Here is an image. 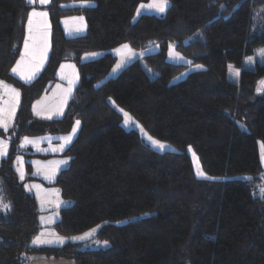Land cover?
<instances>
[{"label": "trees", "instance_id": "trees-1", "mask_svg": "<svg viewBox=\"0 0 264 264\" xmlns=\"http://www.w3.org/2000/svg\"><path fill=\"white\" fill-rule=\"evenodd\" d=\"M68 1L46 6L49 53L25 83L11 66L32 5L0 0V80L20 93L13 127L0 130L10 142L0 159V202L9 205L0 207V264H24L30 256L74 264H264V162L257 145L264 150V62L245 63L264 48V0H169L163 14L134 20L145 0ZM76 12L85 32L65 36L60 17ZM123 43L143 53L113 78H105L115 58L110 52L80 60ZM152 44L159 50L146 53ZM169 44L202 68L171 82L184 65L165 59ZM63 61H73L78 75L65 111L36 118L31 104L55 82ZM109 99L176 150H154L124 128ZM75 119L79 129L63 152L69 162L54 182L71 203L53 227L63 236L97 228L88 240L33 246L37 210L14 169L17 144L23 136L65 133ZM187 146L218 179L195 176Z\"/></svg>", "mask_w": 264, "mask_h": 264}, {"label": "rangeland", "instance_id": "rangeland-1", "mask_svg": "<svg viewBox=\"0 0 264 264\" xmlns=\"http://www.w3.org/2000/svg\"><path fill=\"white\" fill-rule=\"evenodd\" d=\"M154 2H155V0H145L143 2H140L133 12L132 19L133 20L136 19L141 14H154V15L163 14V13L156 11L154 8L147 7L148 5L153 4ZM83 3H84V1H82V0H69L67 2L68 5H76L77 4V6H80V4H83ZM141 5H145V7L141 8ZM32 7H33V5H32ZM32 7L30 9H32ZM41 8H42V6H41ZM138 10H139V13H138ZM79 17L84 18L83 14L81 12H76L73 14H69V15H65V16L60 17L59 22H62L64 20V18H69L70 23L72 24V22H75V24H76V26H78V28H81L82 24H83L84 25V31L83 32H76L74 34H73V31L68 32L72 35H80V34H83L85 32V19H83V22H81L78 19ZM48 19H49V17H48ZM39 20L42 23L43 20L41 18H39ZM41 23L39 24L40 25L39 32H41V29L43 27V24H41ZM258 24H259V21H257V26H258ZM61 27H62V25H61ZM62 30H63V33L65 35H68L66 31H69V28L67 26H65L66 31L64 29H62ZM123 45H128L129 48L131 49L132 54L130 56H127L126 58H124V62L121 64V66L119 68H117L116 65L121 63V59H122L121 52H118L117 50L121 49ZM152 46H155V47L153 48ZM262 49H264V48L256 49L253 52V55L250 56L253 58L252 61H249L247 58L245 63L248 66H251L254 61L264 62V56H262L260 54ZM157 50H159V46L157 44H152V45H149L145 51H146V53H152L153 51H157ZM107 51L110 52L115 58H114V62L111 65L108 73L106 74L105 78L115 77L124 65L131 62L135 57H137L139 55V53H141V51L139 49H136L127 43H123V44L117 45V46L112 47V48L107 49V50H95V51H90V52L84 53L80 57V60L86 61L85 59H89V58L85 57L88 54H91L90 59H94V58L100 56L101 54H103ZM123 51L126 52V50H123ZM170 53H172V54H170ZM165 59L171 63H178V64L184 65V68L170 80L171 82H176L180 79H183L189 72L202 68V66L200 64L191 63L190 58L187 55L177 51L172 44L167 45L165 48ZM71 62L74 63L73 61H71ZM197 66H200V67H197ZM72 76H73V74H71V77ZM76 76H77V72H76ZM59 77H61L60 79L62 81H65V87H62V88L67 90L66 95H68V98H69L72 91H73V87H74V86H71V77L69 76V74H67V75L63 74V76H59ZM69 89H71L70 92L68 91ZM61 95L63 97V95H65V93L62 92ZM44 96L45 95H43V93L39 96L40 98H43V99H41V101H39V102H41V107L39 109L37 108V112H39L40 115H42L43 117H45L46 115H49V114H47L48 109L45 107L46 103H44V101H43L44 98H48V97L54 98L55 94L53 93L51 95H47L48 97H44ZM7 99L8 98H4L0 93V108H5L7 110V108L11 107V101H8ZM109 100H110L111 104L114 105L116 107V109L120 112L121 119H122L121 124L124 128L134 130L139 135V137L141 139H143V141L146 142L154 150H157L160 152L175 151L176 150L175 146H173L169 142L160 140V139L150 135L143 128V126L134 117H132L127 111H125L122 108H119L117 105H115L112 99H109ZM121 110H123V111H121ZM125 113L128 114L127 117L125 116ZM129 117L131 118L130 122L128 124H125V120L128 119ZM77 121H79V120L75 119L73 124L71 125L69 131H67L65 133L50 132V133H45V134L39 133V134H33V135L26 136L27 138H31L29 140L33 141L32 145L34 146V148H32L31 150L26 152L27 154H23L22 150L20 149V147L22 146L21 141H19V143L17 144V147H19V149H20V153L15 157L14 168H15V171L17 172L18 176L21 177V171L23 172V176L25 173H28L29 176L31 175V177H28V178L31 179L30 180L32 182L31 184H33L34 186L40 185L41 183L39 181L33 182V178H32L33 176H35V177L38 176V177H40L39 179H46V180L48 179L50 181L53 180L52 182L47 183V186H49V188L45 187V189H43V188L39 187V189L37 190L39 195L36 196L38 203H39V209H42V208L48 209L46 217H44L45 220L43 222L46 224L52 223L54 221L53 216H55L57 214V212L60 210L61 207L63 208L65 206H68L71 203V200L62 197L57 185L54 183L56 181V178L58 175L57 173H59L61 171V169L66 167V166H63L60 169L57 168V166L59 165V163H57V162H59V160L66 159V162L68 163L69 157L63 153L64 151L60 155H54V154H49V153H53L54 150L59 149V147L62 144H64V140L62 139L63 137H68L69 135H73V137L76 136L77 131L79 129V126H77V124H76ZM74 128L76 129L75 133H73ZM149 136L152 137L154 140L160 141L162 144L165 145V147L159 148V147L153 145L151 143V141L148 139ZM51 137H53V139H56V141L55 142H49V138H51ZM43 142H46V143L42 144ZM257 145H258L259 158H260L261 162L263 163L264 162V150H263V146H262L261 141H258ZM36 150H40V151L35 152ZM186 152L189 156L190 163H191L193 172H194L196 177L201 178V179H218V177L208 175L205 171H203V169L201 168L199 159H198L197 155L195 154V152L191 146L186 147ZM23 155H26L28 159L23 160ZM55 156H59V157H55ZM18 157L20 158L19 160L17 159ZM27 166L29 168H27ZM200 173H203V175H201ZM57 191H58V193H57ZM40 195L42 196V198ZM0 205H2L1 202H0ZM0 207H2V206H0ZM41 215H43V214H41ZM96 228L97 227H92V228H89L83 232L73 234V235H68V239H69V241L88 240L94 234L95 231H93V230H96ZM86 233H91V235L86 236L85 235ZM76 237H84V238L83 239H75ZM94 245L95 246H97V245L103 246L105 244L103 242H94Z\"/></svg>", "mask_w": 264, "mask_h": 264}, {"label": "crops", "instance_id": "crops-1", "mask_svg": "<svg viewBox=\"0 0 264 264\" xmlns=\"http://www.w3.org/2000/svg\"><path fill=\"white\" fill-rule=\"evenodd\" d=\"M49 2H50V0H48V3H43L42 4V3H40V0H35V3H31L33 5V7H32V9H30L28 11V14H27V19H26V24H25V36H24V40H23V43H22V46H21V51H20V54H19L17 60L11 66V73L17 79H19L20 81L25 82V83L30 82L31 80H33L39 74V72L41 71L42 67L44 66V64L46 62V59H47V56H48V53H49V49H50V25H49L48 15H47L46 21H42V23L40 22L39 18H34V34L37 35V42H36L37 43V58L39 59L40 53H44V55H45V58L43 60V65L40 68L39 72H37L31 80L26 81V80L22 79V75L31 74L32 66H30V65L22 66L20 71H18L16 73H14L12 71V69L17 66V61H19L21 59V55L24 53L25 40L29 37V29H28V17H29V14L33 11V9H35L38 12H46V13H48L47 9H46V6L49 4ZM41 6H42V8H41ZM40 23L43 24V27L41 29V32H39V31L37 32L35 27H36L37 24H40ZM60 23L62 25V29L65 30V26H67L69 28V31L65 30L67 32V34H68V35H65V36H68V37L76 36V35H72V34H70L68 32H72L73 31V34H74L76 32H83L84 31V25L83 24H82L81 28H78V26H76L75 22H72V24L70 23L69 18H64V20L62 22H60ZM78 29H82V30H78ZM29 44L31 46V44H32L31 40H29ZM152 47L154 48L155 46H152ZM45 49H46V51H45ZM142 53L143 52L141 51V53H139L138 56H140ZM90 55L91 54H88L87 56H85L86 58H89V59H85L86 61L90 60V57H91ZM137 57H135V58H137ZM76 72H77L76 65H75V63H72L71 61H63V62H61L59 64V66L57 67V70H56V80H55V82L49 87V89L45 93H43V95H45L44 97H48L47 95H51L53 93L55 94L54 98L48 97V98H44V100H43L44 103H46V105L45 104L44 105L48 109L47 110V112H48L47 114H49V115H46L45 117H43L42 115H37V108L39 109L41 107V102H39V101H41V99H43V98L38 97L31 104V111H32V114H33L34 117L40 118V119H44V120H50V119L59 118V117L62 116V114L65 111L67 102H68L67 100H69L70 97L68 98V95H66V91L67 90L62 88V87H65V81H62L60 79L61 77H59V76H63V74H66V75L69 74V76L71 77V74H73V76L71 77V86L75 87V85L77 83V79H78V75L76 76ZM0 82H3V81L0 80ZM3 84L4 85H8L11 88L15 89L12 85H10V84H8L6 82H3ZM74 87H73V89H74ZM62 92L65 93V95H63V97L61 95ZM0 93H1V95L4 98H8L7 99L8 101H11V107L12 106L15 107V114H14V116H12V118H11V120L9 122V127L7 128V130H5L4 128L0 127V130H2L5 133H7L8 131L11 130V128L14 125V120H15V115H16V111H17V108H18V104L15 102L14 99H12L6 93V91L4 90L3 86H0ZM19 98H20V95H19ZM48 117H51V118H48ZM45 133H50V132H48V131L43 132V134H45ZM8 136L9 135L0 136V141H3L6 144V146H7V152H8V149H9L8 146H9V143H10ZM69 136H71V141H72V139L74 138L73 135H69ZM25 137L26 136H23L19 140L22 143V146L20 147V149L22 150L23 154H27L26 153L27 151H29L32 148H34L32 143H25L24 142L25 141ZM28 139H31V138H28ZM55 141H56V139H53V137L49 138V142H55ZM71 141H70V143H71ZM45 143L46 142H43L42 144H45ZM67 144H65V141H64V147H63L62 150L58 151L56 149V150L53 151V153H49V154L60 155L64 151V149L69 145V144L68 145ZM59 149H60V147H59ZM39 151L40 150H36L35 152H39ZM3 157L4 156L0 157V159L3 158ZM55 157H59V156H55ZM24 159L25 160L28 159L26 155H23V160ZM59 162H66V159L59 160ZM67 164H68L67 162L66 163H59L57 168L60 169L63 166H67ZM16 174H17V172H16ZM17 176H18V174H17ZM23 177L24 178L21 179L20 176H18V178L20 180L24 181V185H25V188L27 189V191L34 197L36 210H37V221H38V224H39V228H38L36 234L31 239V244L33 246H58L59 244L61 245V244L65 243V242L69 241L68 236H63V235L58 234L55 231L54 227H53V224L59 219V211L60 210L57 212V214L55 216H53V220L54 221L52 223L46 224V223H43V222L45 220L44 217H46L48 209H44V208L39 209V203H38V200H37V197H36L37 195H39L37 190L39 189V187H41L43 189H45V187L49 188V186H47V183L52 182L53 180L50 181L48 179L47 180L46 179H39L40 177L33 176L32 177L33 178V182L34 181H39L41 183L40 185L34 186L33 184H31L32 183L30 181L31 179L28 178V177H31V175L29 176L28 173H25ZM57 193H58V191H57ZM41 198H42V196H41ZM41 214H43V215H41ZM61 240L63 241L62 243L60 242ZM38 241H51V243H40ZM24 264H74V262L72 260L65 259V258L30 256V257H28L27 261Z\"/></svg>", "mask_w": 264, "mask_h": 264}, {"label": "snow or ice", "instance_id": "snow-or-ice-1", "mask_svg": "<svg viewBox=\"0 0 264 264\" xmlns=\"http://www.w3.org/2000/svg\"><path fill=\"white\" fill-rule=\"evenodd\" d=\"M28 2L31 3H35V0H28ZM85 2H88V0H85ZM40 3H48V0H40ZM168 3L169 0H155V2L151 5H148L147 7L149 8H154L156 11L160 12V13H164L168 7ZM145 5H141V8H144ZM139 13V10H138ZM48 13L46 12H38L35 9H33V11L29 14L28 17V29H29V37L25 40V44H24V53L21 55V59L19 61H17V66L15 68L12 69V71L14 73L20 71L22 66H32V72L31 74L28 75H22V79L29 81L31 80L34 75L39 72L40 68L43 65V60L45 58L44 53H40L39 59L37 58V35L34 34V18H42L43 21H46ZM81 22H83V17H79L78 18ZM39 27L40 25L37 24L36 25V31H39ZM78 30H82V29H78ZM29 40L32 41V44L30 46L29 44ZM123 50H126L123 51ZM46 51V49H45ZM118 52H121L122 54V59H121V63L117 64L116 67L119 68L121 66V64L124 62V58H126L127 56H130L132 54L131 49L129 48L128 45H123L121 49L117 50ZM172 54V53H170ZM260 54L262 56H264V49L261 50ZM178 55V54H177ZM252 57H248L249 61H252ZM63 67V66H62ZM200 67V66H197ZM115 70V69H114ZM238 75V73H237ZM262 84H264V81L261 82ZM0 86H3L4 90L6 91V93L15 100V102L18 104L19 103V95L20 93L18 91H16V89L11 88L8 85H4L3 82H0ZM69 92L71 91V89L68 90ZM123 111V110H121ZM15 114V107H9L7 108V110L5 108H0V127L4 128L5 130H7V128L9 127V122L12 118V116H14ZM37 115H40L39 112H37ZM125 116L127 117L128 114L125 113ZM51 118V117H48ZM130 117L128 119L125 120V124H128L130 122ZM77 126H79L80 122L77 121L76 122ZM76 129H73V133H75ZM65 141V144L69 143L71 141V136L68 137H63L62 138ZM148 139L151 141V143L159 148H164L165 145L162 144L160 141L158 140H154L152 137H148ZM33 141H30L27 137H25V143H32ZM64 147V144H62L60 146V149L57 150H62ZM7 155V146L3 141H0V157ZM18 160L20 159L19 157L17 158ZM57 163H66V162H57ZM201 175H203V173H200ZM21 179H23V172L21 171ZM2 206L4 209L9 208V205H0ZM95 231V230H93ZM87 235H91V233H86ZM84 237H76L75 239H83ZM40 243H51V241H38ZM61 243L63 242L62 240L60 241ZM105 244H107V241L104 242Z\"/></svg>", "mask_w": 264, "mask_h": 264}]
</instances>
